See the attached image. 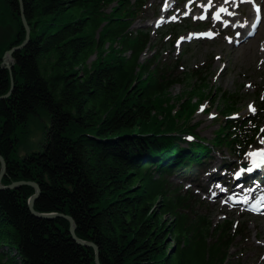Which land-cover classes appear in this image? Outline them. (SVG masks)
I'll return each instance as SVG.
<instances>
[{"label": "trees", "instance_id": "trees-1", "mask_svg": "<svg viewBox=\"0 0 264 264\" xmlns=\"http://www.w3.org/2000/svg\"><path fill=\"white\" fill-rule=\"evenodd\" d=\"M23 1L31 38L13 54L14 89L0 100L2 185L38 183L35 210L73 217L76 235L98 246L101 264H243L231 251L247 227L232 218L216 223L171 180L203 165L214 146L241 156L259 129L228 118L214 144L196 136L192 119L213 96L208 78L199 69L173 77L157 52L147 57L152 31L133 29L146 0ZM0 3L16 26L8 51L27 33L19 0ZM3 56L0 96L12 87ZM185 82L190 90L177 105L171 90ZM230 105L223 115L234 114ZM40 110L52 118L46 145L20 158ZM35 192L0 188V264H96L95 249L73 238L67 218L30 210Z\"/></svg>", "mask_w": 264, "mask_h": 264}, {"label": "rangeland", "instance_id": "rangeland-1", "mask_svg": "<svg viewBox=\"0 0 264 264\" xmlns=\"http://www.w3.org/2000/svg\"><path fill=\"white\" fill-rule=\"evenodd\" d=\"M146 2L133 29L142 27L152 31L153 41L147 57L157 52L158 63L173 77H185L188 71L199 69L208 78L206 92L213 96L204 101L192 119L191 124L197 128L196 136L205 144H214L228 118L248 122L250 132L259 129L255 144L243 148L241 156L231 153L222 144L214 146L203 165L194 166L188 172L175 173L171 182L183 187L185 192H192L199 204L197 210L211 215L216 223L232 218L247 227L231 251V260L241 259L243 264H264V210H251L247 204L235 203L243 197L255 199V207L264 201V166L252 168L251 163L254 153L264 149V29L260 27L240 46L249 28L239 39L236 24L231 19L219 17V9L229 7L224 0ZM194 3L198 8H194ZM251 3L253 14L249 25L256 13L264 16V2L251 0ZM233 7L238 19L242 14L248 16L250 9L245 5L240 9ZM15 33L16 26L0 3V55H5ZM96 58L93 57L91 62ZM188 83L177 84L171 90L175 104L180 105L187 98ZM225 94L227 97L224 98ZM227 101L236 109L231 117L222 113L227 108ZM51 126L52 118L47 110L32 115L18 156L24 158L42 151ZM242 164L251 168L244 170ZM241 189L243 192L238 193Z\"/></svg>", "mask_w": 264, "mask_h": 264}, {"label": "water", "instance_id": "water-1", "mask_svg": "<svg viewBox=\"0 0 264 264\" xmlns=\"http://www.w3.org/2000/svg\"><path fill=\"white\" fill-rule=\"evenodd\" d=\"M19 2H20V8H21L22 23H23V25L25 27V30H26L27 34H26V39H25V41L22 44H20L18 46H15L12 49L8 50L5 53V55L3 56V65L7 69H9L10 72H11L12 88H11V91L7 95L0 96V100L8 98L11 95L12 91H13V86H14V78H13V73H12L13 66H14L13 54L15 52L19 51V50L24 49L28 45V43L30 41V38H31V27H30V24L27 21L26 15H25L24 1L23 0H19ZM0 162H1L0 188L1 189H17V188H19L21 186H24V185H29V186L34 187L36 192L29 200V208H30V210L36 216H38L40 218L52 219V218H55V217H58V216H62V217L67 218L70 221V224H71L70 232H71L73 238L77 242L82 244V245H85V246H88V247H93L95 249V252H96V264H101L100 263V258H99L100 252H99L98 246L96 244L92 243V242H87V241H84V240H81V239L78 238V236L76 235V223H75L73 217H71L69 215L57 214V213H39V212H37L35 210V208H34L35 202H36V200L38 199V197L41 194V188H40L38 183H36L34 181L21 180V181L13 182L12 184L7 185V186L2 185V179H3V177H4V175L6 174V171H7V162H6L5 158L1 154H0ZM244 167H247V166L244 165Z\"/></svg>", "mask_w": 264, "mask_h": 264}, {"label": "bare ground", "instance_id": "bare-ground-1", "mask_svg": "<svg viewBox=\"0 0 264 264\" xmlns=\"http://www.w3.org/2000/svg\"><path fill=\"white\" fill-rule=\"evenodd\" d=\"M256 1H260V2H264V0H256ZM224 3L227 5V6H229L227 9H219V17L222 19V20H229V19H231L235 24H236V27H237V31H238V33H240L238 36L240 37L239 39H241V36L242 35H244L245 34V32H244V30L245 29H247V28H249V30L253 27V20H255L256 18H255V16H254V18H253V20H252V22H251V25H249L248 23H249V21H250V19H251V16H252V14H253V12H252V10H251V6H252V3H251V1H249V0H224ZM194 8L196 9V8H198V6H197V4L196 3H194ZM243 5H245L246 7H248L249 9H250V11H249V14H248V16H244L243 14L242 15H240V19H238V17H237V15L236 14H234V7L233 6H237L238 7V9H240ZM230 10H233V11H230ZM262 21H264V17L262 18V20H261V23H260V25H259V28L260 27H262L263 29H264V25H262ZM257 22V21H256ZM256 22H254V23H256ZM248 31V30H247ZM246 31V32H247ZM253 30H251V32H252ZM250 33V32H249ZM255 35V34H254ZM246 41H248V38H246V39H243V40H241V42L239 43V45L241 46V45H244L245 43H246ZM262 50H263V52H264V47H262ZM12 88V87H11ZM13 89H14V86H13ZM260 153H264V149H262L261 151H259ZM252 163V168H257L259 165L260 166H264V162H262L261 164H260V161L259 160H257V159H255L253 162H251ZM258 164V165H257ZM257 165V166H256ZM241 192H243V189H241V190H238V193H241ZM260 204H264V201L262 202V203H260ZM259 204V205H260Z\"/></svg>", "mask_w": 264, "mask_h": 264}, {"label": "snow or ice", "instance_id": "snow-or-ice-1", "mask_svg": "<svg viewBox=\"0 0 264 264\" xmlns=\"http://www.w3.org/2000/svg\"><path fill=\"white\" fill-rule=\"evenodd\" d=\"M262 131H264V130H262ZM261 155H264V153H261Z\"/></svg>", "mask_w": 264, "mask_h": 264}]
</instances>
